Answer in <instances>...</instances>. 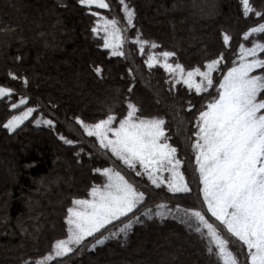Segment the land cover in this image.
<instances>
[{"label": "trees", "instance_id": "obj_1", "mask_svg": "<svg viewBox=\"0 0 264 264\" xmlns=\"http://www.w3.org/2000/svg\"><path fill=\"white\" fill-rule=\"evenodd\" d=\"M199 1L126 0L135 11L133 23L128 25L118 0H106L110 9L94 6L89 9L78 0H0V86L14 89L10 99L0 98V161L13 177L11 181L0 179V195L6 198L7 206L0 211L7 221H0V264H25L46 255L54 241L67 233V208L73 206L72 200L89 198L91 187L105 182L92 169L108 166L146 193L144 207L136 213L143 223H134L126 237L120 234L95 248H91L92 238H87L73 253L50 264H134L138 261L134 260L135 252L141 254L143 238L164 233L168 227L176 236L171 241L186 237L187 243L181 244L180 240V253L173 256L180 264H221L215 252L209 253L208 248L214 245H210L206 234L196 232L173 216L148 219L141 215L145 208L155 210L161 203L170 208L202 207L190 144L195 139V117L211 99L206 93L189 91L183 84L173 87L171 75L162 67H148L145 63L148 54L173 51L175 56L169 58V63L178 62L188 69L223 52L230 67L238 55L239 43L251 47L250 42L243 41V31L264 22L252 15L244 17L240 0H215L211 6L214 17L204 23L206 42L191 49L188 43L192 36L187 27L191 26V16ZM251 3L257 10L264 9V0ZM97 11L101 17L118 20L123 29L124 56L110 55L111 50L103 47V31L95 34L91 31L99 19L91 13ZM37 18L41 20L39 25ZM6 26L16 28L8 37L3 36ZM222 32L232 35L230 47L223 45ZM138 33L141 39L159 47L146 45L141 53L134 43ZM96 66L103 69L101 76L93 71ZM9 72L26 77L27 85L21 79H12ZM213 76L214 80L222 78L219 72ZM69 90L74 94L67 93ZM209 93L215 95L216 88L209 89ZM20 96L28 98L26 104L12 109L10 104ZM127 100L137 104L138 114L164 118L168 142L177 148V157L183 161L180 171L189 183L190 193H172L166 185L157 188L146 175L136 176L111 153L100 150L95 138L84 134L75 122V116L94 122L104 118L109 110L120 117L126 114ZM189 101L195 105L191 110ZM26 107L35 109L29 119L13 132L3 127L12 115H18ZM42 119L53 120L54 127L36 123ZM60 135L76 143L65 144ZM74 149L76 154L72 152ZM83 156L86 164L81 170L74 157ZM163 175L167 177L168 173ZM44 183L45 189L40 186ZM206 218L219 228L210 213ZM120 226V222H114L108 230L113 232ZM220 231L227 237L222 228ZM136 235L138 238L134 239ZM227 238L231 241L230 248L238 251L239 244L234 238Z\"/></svg>", "mask_w": 264, "mask_h": 264}, {"label": "snow or ice", "instance_id": "obj_2", "mask_svg": "<svg viewBox=\"0 0 264 264\" xmlns=\"http://www.w3.org/2000/svg\"><path fill=\"white\" fill-rule=\"evenodd\" d=\"M78 3L89 9L93 6L111 8L106 0H78ZM118 3L128 25H132L134 9L126 0H118ZM240 6L244 17L252 15L264 21V9L254 8L251 0H240ZM91 15L99 18L91 31L94 34L103 31V47L110 49L112 56H124L123 29L118 26V20L101 17L98 11ZM257 36L261 39H256ZM221 38L225 47L231 46L232 35L222 32ZM242 39L250 42L251 47L239 43L238 55L230 67L225 63L223 52L188 69L178 62L169 63V58L175 56L173 51L148 54L145 60L148 67H162L171 75L173 87L183 84L189 91L206 93L211 99L201 106L195 117V139L190 144L202 207L176 205L170 208L161 203L155 210L145 208L141 215L148 219L173 216L196 232L206 234L210 245H214L208 251L215 252L221 264H264V56L261 55L264 54V22L248 27L243 31ZM134 43L141 53L146 45L153 49L159 47L155 42L141 39L139 33ZM93 71L101 76L103 69L96 66ZM216 72L221 73L222 78L214 80ZM8 75L14 80L21 79L25 85L28 83L26 77H18L12 72ZM213 87L216 88L215 95L209 93ZM13 94L11 87L0 86V98L10 99ZM27 99L20 96L10 107L18 109ZM126 105V114L120 117L109 110L104 118L94 122H86L80 116L74 119L84 134L95 138L100 150L111 153L136 176L146 175L157 188L166 185L172 193H190L189 183L180 171L183 161L177 157V148L168 142L164 118L138 114L140 109L132 100H127ZM194 107L189 101L188 110ZM34 111V108L26 107L18 115H12L3 127L13 131ZM36 123L54 127L51 119L36 120ZM59 139L68 145L76 143L63 135ZM92 171L100 173L105 182L93 185L89 198L72 200L73 206L67 208L65 237L55 240L46 255L25 261V264H50L56 258L73 253L87 238H92L91 247L95 248L120 234L126 237L134 223H143L136 213L144 207L146 193L112 166ZM165 172L167 177L163 175ZM209 213L219 228L206 218ZM114 222H120L122 226L115 232L109 231L108 226ZM221 228L227 237L234 238L239 244L238 251L230 248L231 241L221 234Z\"/></svg>", "mask_w": 264, "mask_h": 264}, {"label": "rangeland", "instance_id": "obj_3", "mask_svg": "<svg viewBox=\"0 0 264 264\" xmlns=\"http://www.w3.org/2000/svg\"><path fill=\"white\" fill-rule=\"evenodd\" d=\"M214 2H215V0H200L198 3H196L197 9H196L195 13L193 14V16H191V18H192L190 20L191 26L187 27V30H189V32L192 36V39H190L189 43H188L189 47L191 49L198 48L200 43L204 42L206 39V35L203 32V31H205V27H206L204 25V23L206 20H209L210 18L214 17L212 9H211L212 8L211 6H213ZM40 21H41L40 18H37V24L38 25H39ZM196 23H198V25L192 26L193 24L195 25ZM51 26L52 25H50V27ZM14 29H16V28H14V27L12 28V26H10V27L6 26L5 31L3 30V33L5 32V34H3V36L8 37L9 34L14 31ZM67 93H69V94L73 93L74 94V91L69 90ZM28 119H29V117H28ZM17 128H15V129H17ZM13 131H10V132H13ZM72 152L76 154L77 150L74 149ZM85 158H86V156H83L82 159H77L76 157H74V163L76 164L78 169H81V170L85 169V164H86ZM5 164L6 165L8 164L6 159H5ZM12 178H13L12 174L9 171H7L4 164H2L0 161V179H1V181H8V180L11 181ZM46 184L47 183L40 184V186L45 189L47 186H44V185H46ZM5 201H6V198L5 197L1 198V195H0V211H3L6 209L5 207H7V206L5 205ZM0 221L1 222H7L6 216H4L3 213L0 214ZM23 221H25V220H23ZM22 228H23V226L22 227L20 226V229H22ZM169 229H170L169 227L164 228V233L155 234L150 239L148 237L147 238L144 237L143 238V245H142V248L140 250L141 254L139 253V251L135 252L137 254H136V257L134 258V260L138 259V261L133 262V263L134 264H177L179 261H178V259L176 260V258H173V256L175 257V255H177V253H180L181 249H179L178 244H180V240H181V244L182 243L186 244L187 241L185 239L186 237H182V239H180V240H178V238H176L177 240L175 242L171 241L170 238L173 239L176 236L172 235L171 234L172 231ZM117 230H115V231H117ZM115 231H113V232H115ZM137 238H138V235H136L134 239H137ZM97 246H99V245H97ZM139 257L143 258V259H141V262H139ZM171 259H175V260L171 261ZM184 259H188V258L184 257ZM174 261H177V262H174ZM192 263H194V262H192ZM121 264H122V262H121ZM179 264H180V262H179ZM181 264H183V263H181Z\"/></svg>", "mask_w": 264, "mask_h": 264}]
</instances>
